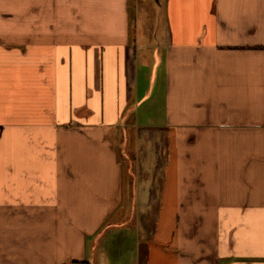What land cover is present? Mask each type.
<instances>
[{
    "label": "crops",
    "instance_id": "crops-1",
    "mask_svg": "<svg viewBox=\"0 0 264 264\" xmlns=\"http://www.w3.org/2000/svg\"><path fill=\"white\" fill-rule=\"evenodd\" d=\"M155 2L0 0V264H264V0Z\"/></svg>",
    "mask_w": 264,
    "mask_h": 264
},
{
    "label": "rangeland",
    "instance_id": "rangeland-1",
    "mask_svg": "<svg viewBox=\"0 0 264 264\" xmlns=\"http://www.w3.org/2000/svg\"><path fill=\"white\" fill-rule=\"evenodd\" d=\"M137 9V13L135 14H137L139 20L138 27L143 31V36L148 38L150 42H153L152 35L156 33L158 27V5L155 0H138ZM115 130L119 136L120 131L118 129ZM131 156H133L132 153ZM122 163L123 167H125L123 160ZM126 178L128 177L124 175L123 183L126 182Z\"/></svg>",
    "mask_w": 264,
    "mask_h": 264
}]
</instances>
